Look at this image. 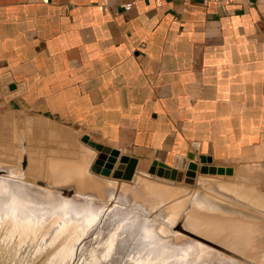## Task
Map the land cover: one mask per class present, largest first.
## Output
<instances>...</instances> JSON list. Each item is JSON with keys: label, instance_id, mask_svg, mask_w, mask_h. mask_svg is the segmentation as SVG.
<instances>
[{"label": "crops", "instance_id": "crops-1", "mask_svg": "<svg viewBox=\"0 0 264 264\" xmlns=\"http://www.w3.org/2000/svg\"><path fill=\"white\" fill-rule=\"evenodd\" d=\"M0 74V132L57 122L140 170L264 151V0H0Z\"/></svg>", "mask_w": 264, "mask_h": 264}, {"label": "rangeland", "instance_id": "rangeland-1", "mask_svg": "<svg viewBox=\"0 0 264 264\" xmlns=\"http://www.w3.org/2000/svg\"><path fill=\"white\" fill-rule=\"evenodd\" d=\"M28 119L0 132V264H264V151L229 174L197 170L192 186L146 167L116 181L90 172L80 134Z\"/></svg>", "mask_w": 264, "mask_h": 264}, {"label": "water", "instance_id": "water-1", "mask_svg": "<svg viewBox=\"0 0 264 264\" xmlns=\"http://www.w3.org/2000/svg\"><path fill=\"white\" fill-rule=\"evenodd\" d=\"M2 77L3 74H0V79ZM9 88L13 89V86H9ZM10 105L12 108L18 107L14 101H10ZM80 141L95 151V157L90 164L89 170L96 175L116 181H130L136 174L142 171L137 168L139 161L134 156L121 153L119 149L96 142L87 134H81ZM198 163L200 164L198 165ZM197 170L201 173L210 174H229L231 172L229 167L214 164L211 156L198 154L196 150L187 152L183 156L176 155L172 165L154 158L145 172L158 180L163 179L171 183H183L192 186L195 184ZM62 193L71 195L72 191L63 189ZM180 227L181 225L178 226V228ZM182 230L184 233L192 237L194 236L183 227Z\"/></svg>", "mask_w": 264, "mask_h": 264}, {"label": "bare ground", "instance_id": "bare-ground-1", "mask_svg": "<svg viewBox=\"0 0 264 264\" xmlns=\"http://www.w3.org/2000/svg\"><path fill=\"white\" fill-rule=\"evenodd\" d=\"M4 118V117H3ZM2 119V118H1ZM3 120V119H2ZM8 120V119H7ZM6 121V120H5ZM7 122V121H6ZM0 125H2V124H0ZM39 125V124H38ZM15 127V126H14ZM34 128V127H33ZM43 129V128H42ZM45 129V128H44ZM10 129H8V131H9ZM40 130V129H39ZM61 133V132H60ZM65 135V134H64ZM70 135V134H69ZM4 136V135H3ZM10 136V135H9ZM8 136V137H9ZM5 137V136H4ZM2 139H3V137H2ZM4 140H5V138H4ZM11 140V139H10ZM23 140V139H22ZM49 141V140H48ZM28 143H30V142H28ZM49 143V142H48ZM82 151V150H81ZM22 158V157H21ZM9 163H11V162H9ZM88 163V162H87ZM82 164V163H81ZM90 164H91V162H89L88 164H86V166L88 167V166H90ZM65 165V164H64ZM63 165V166H64ZM2 167H4V166H2ZM6 168L7 169H3V170H5V171H7V172H9V173H11V174H15V172L16 173H20V167H18V165H17V167H7L6 166ZM63 169V171H66L64 168H62ZM78 170H80V168H77ZM4 171V172H5ZM15 171V172H14ZM24 171V170H23ZM91 172V171H90ZM3 173V172H2ZM67 173V172H66ZM120 187V186H119ZM13 188V191H15V192H17V187H12ZM107 189V188H106ZM186 189V188H185ZM28 190V189H27ZM108 190V189H107ZM227 194V193H226ZM228 195H230V194H228ZM232 195H230V197H231ZM200 198L199 199H201V200H198V202L200 203L201 201L202 202H204V201H206L205 202V204L207 203V198H205L203 195H201V196H199ZM226 197H228L227 195H226ZM232 197H234V196H232ZM210 198H212L211 200H209L210 202L211 201H218L219 199H216V200H214V198L215 197H210ZM242 198V197H241ZM223 199V198H222ZM234 199H235V197H234ZM243 199H245L244 197H243ZM236 200H238V199H236ZM240 200H242V199H240ZM248 200V199H247ZM197 202V203H198ZM232 202V201H231ZM239 202V201H238ZM242 203H243V201H241ZM219 203H221L220 201H219ZM228 205H230V204H228ZM237 205V204H236ZM231 206V205H230ZM239 206H240V204H239ZM250 206V205H249ZM235 207V206H234ZM253 207V206H252ZM255 207H256V205H255ZM259 207V206H258ZM251 208V207H250ZM263 208V207H262ZM252 209H254V208H252ZM259 209V208H258ZM261 210V209H260ZM263 210V209H262ZM251 211V210H250ZM252 214V213H251ZM260 215V214H259ZM262 217V216H261ZM160 232H162V230L160 231ZM224 242V241H223ZM220 243H222L221 242V240H220ZM226 245V244H225ZM223 247V246H222ZM226 246H224V248H225ZM218 249V248H217ZM228 249V248H227ZM219 250V249H218ZM222 250V249H221ZM224 250V249H223ZM226 250V249H225ZM225 253H227V250H226V252ZM222 254V253H221ZM226 255H228V254H226Z\"/></svg>", "mask_w": 264, "mask_h": 264}, {"label": "built area", "instance_id": "built-area-1", "mask_svg": "<svg viewBox=\"0 0 264 264\" xmlns=\"http://www.w3.org/2000/svg\"><path fill=\"white\" fill-rule=\"evenodd\" d=\"M197 1H200L203 4L214 3L220 7L227 6L232 2V0H197Z\"/></svg>", "mask_w": 264, "mask_h": 264}]
</instances>
